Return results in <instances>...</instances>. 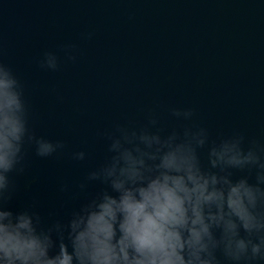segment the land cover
I'll return each mask as SVG.
<instances>
[{
    "label": "clouds",
    "instance_id": "9594fccd",
    "mask_svg": "<svg viewBox=\"0 0 264 264\" xmlns=\"http://www.w3.org/2000/svg\"><path fill=\"white\" fill-rule=\"evenodd\" d=\"M62 50L76 59L75 45ZM39 63L60 66L52 52ZM170 114L192 121L195 110ZM158 125L149 113L143 127L117 124L104 133L110 155L87 180L106 187L66 223L45 225L32 207L13 210L16 178L32 150L49 158L66 145L37 135L24 84L0 59V264H220L218 253L231 264L264 261V142L239 132L210 141L195 123L162 134Z\"/></svg>",
    "mask_w": 264,
    "mask_h": 264
},
{
    "label": "water",
    "instance_id": "95a60500",
    "mask_svg": "<svg viewBox=\"0 0 264 264\" xmlns=\"http://www.w3.org/2000/svg\"><path fill=\"white\" fill-rule=\"evenodd\" d=\"M33 0H0V38Z\"/></svg>",
    "mask_w": 264,
    "mask_h": 264
}]
</instances>
